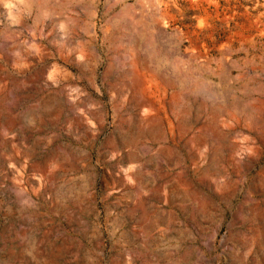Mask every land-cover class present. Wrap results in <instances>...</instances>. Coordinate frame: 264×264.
<instances>
[{"label":"rangeland","instance_id":"rangeland-1","mask_svg":"<svg viewBox=\"0 0 264 264\" xmlns=\"http://www.w3.org/2000/svg\"><path fill=\"white\" fill-rule=\"evenodd\" d=\"M0 264H264V0H0Z\"/></svg>","mask_w":264,"mask_h":264}]
</instances>
